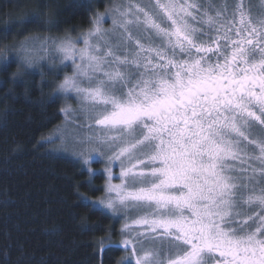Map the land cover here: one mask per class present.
<instances>
[{"label":"snow or ice","instance_id":"6c2138e0","mask_svg":"<svg viewBox=\"0 0 264 264\" xmlns=\"http://www.w3.org/2000/svg\"><path fill=\"white\" fill-rule=\"evenodd\" d=\"M45 7L24 23L43 27ZM78 39L40 50L71 62L48 99L78 102L60 111L92 133L73 153L89 189L92 162L104 161L105 195L77 206L125 219L109 247L127 251V264H264V15L243 0L214 14L197 0H129ZM33 51L21 44L27 65L43 59Z\"/></svg>","mask_w":264,"mask_h":264},{"label":"trees","instance_id":"16d2710c","mask_svg":"<svg viewBox=\"0 0 264 264\" xmlns=\"http://www.w3.org/2000/svg\"><path fill=\"white\" fill-rule=\"evenodd\" d=\"M113 2L0 0V61L6 50L31 36L79 37ZM41 4L44 26L25 24ZM9 62L0 70V264H127V251L109 247L121 239V218L77 206L81 196L102 198L104 175L93 176L97 190L89 189L83 163L58 153L48 141L64 123V100L48 99L62 69L27 72Z\"/></svg>","mask_w":264,"mask_h":264},{"label":"rangeland","instance_id":"374dc122","mask_svg":"<svg viewBox=\"0 0 264 264\" xmlns=\"http://www.w3.org/2000/svg\"><path fill=\"white\" fill-rule=\"evenodd\" d=\"M203 1H205V0H197V3L198 2L201 3ZM222 1L223 0H215V2L218 5ZM232 1L233 0H228L227 2L229 4ZM133 2H138V3L143 4V3H145V0H133ZM127 3H129V0H114V2L111 5L106 7V10L103 11V13H107L114 6H117L120 4H127ZM253 5H254L256 12H259L260 10L258 9L257 3H254V1H253ZM206 10L209 11V9H206ZM212 12H214V11H212ZM98 14H101V12H99ZM104 27L108 28V29H110L112 27L110 20L105 19ZM79 37H76L75 39L74 38L73 39L78 40L79 46H82V40H79L78 39ZM58 38H65V37H58ZM47 39H48L47 37H39L36 35L28 37V38L24 39V41H22L21 43L14 45L12 49L6 50L3 53V56L1 57L2 59L0 62H2V60H4L3 63H5L6 59L8 61L15 60L20 64V68L23 71H27V72L36 71V70H40V71L41 70H48L50 73L55 74V73H59L58 70L62 69L61 75L63 76V78L65 75H71L73 72L71 62H66V63L62 64L60 62V58H59L58 54L52 49L51 46H49L47 52L40 50L41 41L47 40ZM50 39H53V38H50ZM54 39H57V38H54ZM110 39H114V37H110ZM22 43L26 44V46H28L29 48L34 49V51L32 53L33 56L43 57V59L37 58V59H35V61L32 65H27L22 58V53H21V44ZM63 78L60 77L61 81L63 80ZM62 99L64 100L63 106L70 104L73 108H78V102L74 97H68L66 99L62 97ZM256 132L257 133L259 132V127H257ZM90 134H92V133L85 126V121L82 118H77L75 122H72L70 120L65 119V116H64V123L52 133V135L49 137L48 141L49 142L55 141L54 143L58 147L56 150V151H58V153H62L64 155L69 156L70 158H74L76 160H79V158L76 157L75 155H73V153H76V152L83 150L86 147V145L78 143L77 141L85 138L87 135H90ZM57 137H61L62 139H57ZM104 166H105V164H104L103 160L93 161L91 164V167L94 171H98L102 174H103L102 169L104 168ZM84 167L86 168V166H84ZM113 171H114V173L118 174V172H119L118 167H114ZM104 177L106 180L105 175H104ZM115 182L118 183L119 180L116 179ZM104 195H105V193H103V196ZM117 216L121 218L122 227H123V225L125 223V219L119 215H117ZM129 216H135V213L134 212L129 213ZM121 239H122V234H121ZM148 246H150V245H148L146 242L145 247H148ZM138 248H139V246H138Z\"/></svg>","mask_w":264,"mask_h":264},{"label":"flooded vegetation","instance_id":"af4514ba","mask_svg":"<svg viewBox=\"0 0 264 264\" xmlns=\"http://www.w3.org/2000/svg\"><path fill=\"white\" fill-rule=\"evenodd\" d=\"M228 0H223L222 2L219 3V5L215 2V0H205L203 2H198L199 4L203 5L204 8L209 9V12L211 14H213L214 12V7H218L221 4L227 2ZM253 1L254 3H257L258 5V9L260 10L259 12H256L254 5H253ZM236 2V0H233L231 3H229V6H231L232 4H234ZM244 5L246 6L247 10L250 12V14L253 17H261L262 15H264V0H243ZM260 2V3H259ZM228 3V2H227Z\"/></svg>","mask_w":264,"mask_h":264}]
</instances>
